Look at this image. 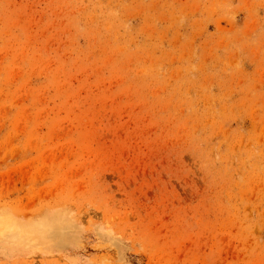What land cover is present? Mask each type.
I'll use <instances>...</instances> for the list:
<instances>
[{"label":"rangeland","instance_id":"1","mask_svg":"<svg viewBox=\"0 0 264 264\" xmlns=\"http://www.w3.org/2000/svg\"><path fill=\"white\" fill-rule=\"evenodd\" d=\"M0 218V264H264V0H0Z\"/></svg>","mask_w":264,"mask_h":264},{"label":"bare ground","instance_id":"2","mask_svg":"<svg viewBox=\"0 0 264 264\" xmlns=\"http://www.w3.org/2000/svg\"><path fill=\"white\" fill-rule=\"evenodd\" d=\"M9 222L7 219L5 218H0V231H4L5 228L10 227L9 226ZM16 226V225H15ZM9 230V228H7Z\"/></svg>","mask_w":264,"mask_h":264}]
</instances>
